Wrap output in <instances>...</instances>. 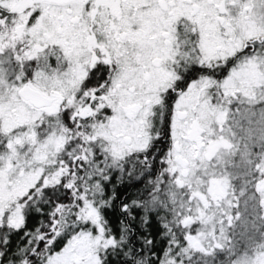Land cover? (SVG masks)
<instances>
[{"label":"snow or ice","instance_id":"obj_1","mask_svg":"<svg viewBox=\"0 0 264 264\" xmlns=\"http://www.w3.org/2000/svg\"><path fill=\"white\" fill-rule=\"evenodd\" d=\"M0 264H264V0H0Z\"/></svg>","mask_w":264,"mask_h":264}]
</instances>
